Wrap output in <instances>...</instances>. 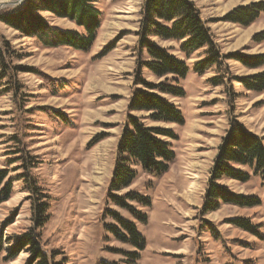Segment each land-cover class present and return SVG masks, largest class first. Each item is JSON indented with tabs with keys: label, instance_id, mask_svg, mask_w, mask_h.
I'll return each mask as SVG.
<instances>
[{
	"label": "rangeland",
	"instance_id": "rangeland-1",
	"mask_svg": "<svg viewBox=\"0 0 264 264\" xmlns=\"http://www.w3.org/2000/svg\"><path fill=\"white\" fill-rule=\"evenodd\" d=\"M25 1L0 0V14L19 10ZM92 1L100 12L101 27L87 53L67 47L45 49L0 22V172L13 182L10 200L0 205V232L12 222L3 232L0 264H25L30 256L23 251L16 260L4 261L15 238L33 226L32 195L22 178L28 171L33 183L50 198V219L42 231L48 251L61 253L59 259L65 258L66 264H130V258L119 252L134 251L113 238L108 228L114 223L107 212L116 210L133 219L107 204L108 188L130 98L137 88L136 75L140 71L150 83L161 80L141 68L147 61L146 54L138 53L144 0ZM192 1L222 55L264 54V43H252V37L264 31V15L248 28L224 21L233 9L264 0ZM41 16L52 26L82 32L47 12ZM159 44L183 59L178 44ZM205 58L200 50L186 61L189 74L178 84L186 97L171 99L184 115L185 125L159 124L177 136L171 141L175 163L161 177L139 171L129 189L152 202L145 210L148 224H138L147 247L136 264H264L261 179L247 184L223 182L235 193L258 196L261 207L223 206L204 217L199 214L210 171L231 122L236 120L264 138V93L249 92L238 82L264 68L249 70L236 60H227L221 69L213 67L199 76L194 64ZM223 77V85L210 83ZM233 218L250 219L259 227L260 237L234 228L228 223ZM210 226L217 230L218 239Z\"/></svg>",
	"mask_w": 264,
	"mask_h": 264
},
{
	"label": "trees",
	"instance_id": "trees-1",
	"mask_svg": "<svg viewBox=\"0 0 264 264\" xmlns=\"http://www.w3.org/2000/svg\"><path fill=\"white\" fill-rule=\"evenodd\" d=\"M43 12L71 22L82 32L50 25L41 16ZM261 15H264V2H256L233 9L224 21L248 28ZM0 22L24 37L35 39L45 49L67 47L82 53L92 49L101 27L100 12L92 0H26L19 10L0 14ZM138 37V53L142 57L145 54L147 56L141 68H145L161 82H148L140 71L136 75L134 84L137 88L128 105L129 115L118 142L116 164L107 194L108 205L127 213L133 219L125 218L116 210L107 212L114 223L108 228L113 238L134 251L119 252L130 258V264H136L147 247L138 224H148L145 210L151 208L152 202L149 197L129 189L137 180L139 171L161 177L169 172L176 161L171 141H176L177 136L174 130L159 124L183 127L186 123L182 112L171 101L186 97L185 91L178 85L189 74L186 61L194 53L204 50L206 58L195 63L193 68L199 76L205 75L213 67L221 69L227 60H236L249 70L264 68V54L222 55L211 30L192 0H144ZM159 42L178 44L183 59ZM252 43H264V31L255 34ZM0 58L3 61L2 55ZM225 78H213L210 83L217 87L224 84ZM238 82L249 92L264 93V72L239 78ZM28 173L23 174L22 178L32 195L33 226L15 238L4 261H14L21 252L27 251L30 256L25 264H66L65 258L59 259L61 253L48 251L43 243L42 231L50 219V198L41 187L33 183ZM7 177L6 172H0V205L12 196L13 182L7 180ZM253 178L264 182V138L233 120L218 148L199 214L204 217L219 211L223 206L241 209L261 207L263 202L258 196L235 193L223 184L224 181L247 184ZM11 223L9 221L0 232V253L4 252V229ZM228 223L236 229L260 237L259 227L250 219L233 218ZM210 231L216 239L219 238L217 230L212 226ZM99 264L120 263L103 261Z\"/></svg>",
	"mask_w": 264,
	"mask_h": 264
},
{
	"label": "bare ground",
	"instance_id": "bare-ground-1",
	"mask_svg": "<svg viewBox=\"0 0 264 264\" xmlns=\"http://www.w3.org/2000/svg\"><path fill=\"white\" fill-rule=\"evenodd\" d=\"M91 113V112H90ZM102 114V113H101ZM90 115V114H89ZM103 116V115H102Z\"/></svg>",
	"mask_w": 264,
	"mask_h": 264
}]
</instances>
